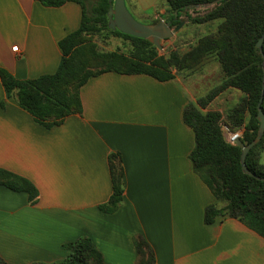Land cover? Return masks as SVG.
I'll return each mask as SVG.
<instances>
[{
  "label": "crops",
  "instance_id": "obj_1",
  "mask_svg": "<svg viewBox=\"0 0 264 264\" xmlns=\"http://www.w3.org/2000/svg\"><path fill=\"white\" fill-rule=\"evenodd\" d=\"M124 1L141 20L156 19L162 7ZM81 16L73 2L0 0V68L18 80L54 74L58 44L79 29ZM201 83L185 74L158 82L103 73L80 88L81 114L45 129L6 98L0 81V169L28 180L39 194L30 205L26 193L0 186V258L53 264L66 258L65 245L86 237L105 264H138L141 237L155 264H264V238L227 216L204 224L205 208L217 203L193 171L194 133L183 111L220 84L203 90ZM231 92L200 111L225 115L212 104ZM110 154L119 155L124 193L107 214L99 206L112 194Z\"/></svg>",
  "mask_w": 264,
  "mask_h": 264
},
{
  "label": "trees",
  "instance_id": "obj_2",
  "mask_svg": "<svg viewBox=\"0 0 264 264\" xmlns=\"http://www.w3.org/2000/svg\"><path fill=\"white\" fill-rule=\"evenodd\" d=\"M37 1L46 7H59L66 2H73L82 9L79 29L58 44L61 60L54 74L18 80L0 68V81L6 98H12L45 129L60 125L68 116L81 114L80 88L92 77L113 72L122 75H145L158 82H167L176 77V68H189L187 58L179 65L175 53L169 57L159 55L158 49L147 40L110 30L107 19L109 0ZM215 1L218 0H164L169 10L167 21H171L172 27H175L178 24L176 19L186 11H194L197 7ZM219 1L212 11L202 16H187L192 23L221 20L216 34L203 39L199 51L190 55V61L195 63L203 56L215 54L224 72V80L218 87L196 103L188 104L183 111V122L194 133V148L189 159L194 173L204 182L217 203L205 208L204 224L211 225L218 217L227 216L264 238V182L256 181L242 172L241 150L235 144L228 143L222 133V122L225 118L227 124L234 129L243 125L244 133L240 138L243 144H249L257 134L259 122L255 117L262 93L263 60L256 43L264 33V0ZM156 23V20L152 22ZM98 31H108L131 43L132 52L125 69L121 66V58L111 57L103 70L94 74L85 71L76 47L83 35ZM262 53L264 54V40ZM71 87L76 88L73 93L68 92ZM228 89L243 93L245 99L225 115L217 111H200L218 94ZM3 107L4 104L1 103V108ZM261 110L264 113V95ZM246 113L248 119L244 124ZM263 151L264 135L249 151L245 160L248 170L262 178L264 166L260 163V156ZM108 162L112 194L106 204L99 206V210L110 214L122 203L124 184L119 155L110 154ZM0 186L15 193H26L30 205L37 202L38 191L28 180L2 169ZM219 204L223 206L220 207ZM135 246L138 264H155L153 251L141 237L136 240ZM64 249L68 252L66 258L53 264H105L102 255L86 237L65 245ZM0 264L7 263L0 258Z\"/></svg>",
  "mask_w": 264,
  "mask_h": 264
},
{
  "label": "rangeland",
  "instance_id": "obj_3",
  "mask_svg": "<svg viewBox=\"0 0 264 264\" xmlns=\"http://www.w3.org/2000/svg\"><path fill=\"white\" fill-rule=\"evenodd\" d=\"M153 2H159L158 5H162L160 11L157 12L156 19L141 20L136 17L134 19L144 25H152L153 21H167L169 16V10L164 0H152ZM160 7V6H159ZM207 8L204 6L197 7L194 11H187L188 16L194 18L206 14ZM181 17H184L183 14ZM221 23V20H214L209 22L192 23L189 20L184 26L170 39L161 42V49H159V55L169 57L170 54L175 53L178 57L179 65L182 64L183 60L187 58L188 69L179 70L176 68L174 73L176 75L185 74L190 79L196 77L201 80V88L206 90L207 88H213L221 84L224 80V72L215 54L203 56L197 62L190 61L191 54L201 47L203 39L216 34V31ZM76 51L79 59L85 65V71L90 74H94L103 70L111 57L121 58V66L125 69L126 64L130 58L132 52V46L129 41L123 40L108 31H98L83 35L77 44ZM180 67V66H179ZM178 72V73H177ZM208 79V83L205 81ZM76 88H69L68 92H74ZM231 93L225 94L221 99L215 100L212 107L220 109L228 113L235 106H238L244 99L245 95L241 92H236L234 89ZM225 110V111H224ZM246 123L248 114L244 115ZM228 121L223 118L222 122V133L226 141L233 134H237L239 139L244 133L243 125L238 128H232L227 124ZM261 164L264 166V152L261 155Z\"/></svg>",
  "mask_w": 264,
  "mask_h": 264
},
{
  "label": "water",
  "instance_id": "obj_4",
  "mask_svg": "<svg viewBox=\"0 0 264 264\" xmlns=\"http://www.w3.org/2000/svg\"><path fill=\"white\" fill-rule=\"evenodd\" d=\"M109 8L107 12L108 28L112 31L117 30L125 35L145 39L150 44L155 46L158 50L161 49V42L172 38L188 21L186 16L187 11L184 13V17H179L178 24L172 27L171 21L159 20L156 24L144 25L137 22L134 17L130 14L125 6L124 0H109ZM220 1H215L208 5H204L208 10L206 13L212 11ZM176 16V13L174 14ZM264 40V33L256 43V48L260 51L263 60V85L261 98L257 104V115L256 120L259 122V127L255 138L247 145L243 144L239 137L235 141V145L241 150L240 155V166L241 170L245 175L255 179L256 181L264 182V178L258 177L250 172L246 166L245 160L249 151L257 145L264 135V113L261 110V103L264 95V54L262 53V42Z\"/></svg>",
  "mask_w": 264,
  "mask_h": 264
},
{
  "label": "built area",
  "instance_id": "obj_5",
  "mask_svg": "<svg viewBox=\"0 0 264 264\" xmlns=\"http://www.w3.org/2000/svg\"><path fill=\"white\" fill-rule=\"evenodd\" d=\"M12 51L16 52L17 51V47L16 46L12 47ZM237 137H238L237 134H233V135H231L229 137V140L227 142L233 145V144H235V141L237 140Z\"/></svg>",
  "mask_w": 264,
  "mask_h": 264
}]
</instances>
